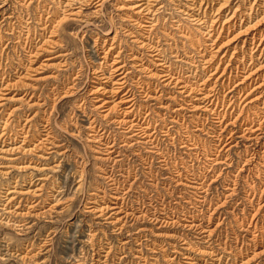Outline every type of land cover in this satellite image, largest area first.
<instances>
[{
    "label": "rangeland",
    "instance_id": "1",
    "mask_svg": "<svg viewBox=\"0 0 264 264\" xmlns=\"http://www.w3.org/2000/svg\"><path fill=\"white\" fill-rule=\"evenodd\" d=\"M18 1L20 0H8V5H6L7 11H13L16 14V18L11 20L12 24H17L19 20L27 18L29 15L32 20L31 25L33 24L32 26L36 28V31H42L40 21L37 20H39L41 13L46 16L43 9H46L49 5L53 12V18H58L67 11L61 5L64 0H28L26 3ZM135 1L137 0H105V3L97 12L88 10V13H83L80 16L70 15V19L61 26L56 25L53 27L51 25L49 29H55L53 33L46 32L41 36L43 37L41 41H38L40 36L35 39V42L38 41V44L43 46L41 48L46 51L31 63L32 66L27 72L19 75V77L13 73L14 65L16 66L22 60L21 57H25V51L17 45L18 43H15L16 38L11 39L8 50L5 49V51L0 46V77L5 73L4 79L7 82L9 81L7 89L3 90V94L0 96V208L5 206L8 215L6 218L4 217L6 214L0 217V239H2L0 264H78L76 259L79 257L86 258L92 264H119L118 261H121V255L126 256L122 258L120 264H141L143 260L136 257L139 254L137 251L139 245L135 242L136 234L134 232L142 225L153 230L152 234L148 236L146 254L148 253L149 260L153 263L156 262V264H187L185 262L186 258L183 257L185 250L181 249L184 245L181 239L186 236L191 238L188 239L192 245L190 249L192 254L198 259H207L208 264H239L241 262H244V264H264V191L261 192V190H264V138L255 146L252 145L258 153L244 166V158L248 155L245 149L251 144L249 140L237 138L239 142L236 145L232 146L231 144L229 149L227 147L223 151V153L229 154L233 158L234 163L231 166L221 163L217 165L218 170L222 169V173H224L216 181H213L214 183L212 182L213 188L208 192V199H212V203L209 208L204 210V213L199 212L198 207L194 205V202L199 198L197 199L198 195L191 191L193 188L189 184L177 185L175 181L178 176L174 173L173 164L175 161H181L179 158L181 148L178 145L180 142L175 139H172V144H168L167 148L172 158V180H166L164 183L160 182L159 192H157L153 185L148 184V186L146 184L151 183V180L143 177L133 184L132 190L128 194L129 205L133 203L136 206L137 203L149 204L151 200H153V204L161 202L160 206L163 204L172 205V223L151 221L142 216H137L139 215L137 211L134 217H123L122 222L111 223L108 222L105 215L98 218L95 210H91V207H89L95 203L89 202L88 199L96 197L90 192L102 193V191L97 190V187L103 188V184L105 185L104 171H107V165H111L112 162L105 161L103 154L96 150L92 141L89 142V139H87L89 137L87 135L89 130L86 128L88 121L80 110L79 103L83 96L93 97V94H90V91L87 90V86H83L89 80L92 72L91 66L99 60L96 48H99L103 43L109 44L115 33L117 34L116 39L122 40L123 43H133L131 41L132 37L127 34L125 28L139 29L137 25L131 24L132 22L128 17L129 14H132V9L127 6ZM150 1L152 4H166V9L157 15L160 19L163 16L172 18V20L173 18L183 17L189 26V28H186L187 34L183 35L173 26L168 27L172 32V36L179 41L178 44L186 42L189 47L193 48V43L204 45L206 42H211V39L217 38L216 42L207 50V53L214 54L212 62L215 66L218 61L222 66L225 65L234 51L235 44L237 47L233 54L241 57L243 51H245V58L248 62V53H250L248 47L250 44L246 42L242 46V40L250 32H256L264 28V17L260 18L263 14V6L260 5L262 0H255V6L252 10H250V5L254 0H213L207 6L205 4L204 8L206 7L208 11L207 18L210 15L212 18V16L218 14V17L216 16L218 26L224 20V15L229 12L232 13L236 6L239 7L236 8V11L244 14V21L238 20V23L234 26L231 25L230 28L226 27L232 18H226L225 26L219 36L216 37L220 28L217 33L215 32L209 38L204 33V26L195 23L188 17V14L183 13L181 8H184V5L180 6L181 3L178 0ZM206 1L203 0V3ZM220 3L222 5L218 12L214 8L219 7ZM167 12H172V16L175 17H171V14ZM169 20L166 19V23H171ZM159 25H161V22ZM243 25L244 27H241ZM6 26L7 24L0 29V34L12 36L8 31L10 29H5ZM46 38L47 40H45ZM0 43L2 44L1 40ZM219 46H221L220 49H217ZM226 49H228V52L223 56ZM259 52L260 50L255 49L252 53L255 64L264 59V54L257 58ZM212 70L214 68L210 70L207 68L204 74H208ZM75 75L77 76L75 77ZM74 83L75 87H69ZM93 84L95 83L90 81L88 86L91 87ZM67 89L74 90V95H64ZM90 98L86 104L88 105L87 110L89 109L88 111L93 114L102 116L98 112L99 109L92 107V104L97 102L94 101L95 99ZM164 98L162 100L165 102H172V108L184 102L180 99V96L168 98V100L166 96ZM156 104L153 105L154 108L161 111L160 113L163 116L165 115L166 123H170L169 116L165 113L166 109L157 107L159 103ZM183 104L187 106L186 103ZM258 106L262 108V111L264 110L263 103H259ZM10 111L11 113L8 114ZM183 112H187V114L196 113V111H188L187 109H184ZM28 115L29 118H26ZM8 117L10 119L5 126L4 121ZM191 117L193 116H187L184 124L177 123L175 130L184 133L187 123L191 130L194 129V132L201 135L199 138L202 143L206 139L208 141L210 138L206 133L195 130V123L190 121L192 120ZM201 121L206 124L207 128L211 125L205 117H201ZM24 123L27 124L25 126L28 129V138L21 142L22 137L17 135L18 138L13 140L11 136H14V131L21 133L20 127ZM43 124L50 127V136L52 135L50 138L54 139L59 145L51 149L41 146L29 150L28 148H32L33 143H36L37 139L43 136L45 132ZM229 127H233V124H230ZM112 128L115 129V126L113 125ZM16 145L19 146L13 148ZM126 149L124 152L127 159L123 163L126 168L123 167L132 171L133 176L135 171L141 168L139 164L141 160L133 155L134 151L131 147H126ZM192 156L190 158L186 156L185 165L189 164L196 172L198 171L197 173L203 172L202 170L206 165L205 156L203 154H200L199 158ZM179 161L178 165H181L182 163ZM153 164L158 165V162L154 161ZM240 167H243V170L240 171L237 184H227L229 183L227 175L234 178L233 174L237 173ZM138 172L140 175L141 170ZM118 176L122 183L125 182V186H128L134 180V177H130V180L127 181L124 177ZM143 184L148 186L145 192ZM226 185L231 188L234 186L236 191L231 193L230 189H225ZM169 187H172V195L168 192L171 190ZM8 188L15 191L7 193ZM12 195H14V198L7 202L6 198ZM189 196L192 202L187 201ZM108 198L111 197L108 196ZM133 198L135 201H133ZM36 201L39 204L29 207L32 202ZM221 202H223V205L215 208ZM16 205L20 206L16 207ZM148 206L150 207V205ZM186 209L194 210L199 215L197 217H202L206 213L203 225L207 229L209 228L210 231L212 229L209 237L212 240L207 242L208 237H205L206 240L198 238L197 231L185 225L188 222L184 218L185 215H183ZM121 215L123 216L124 212L120 213ZM14 219H24L29 223L25 227H19L13 224ZM156 232H161V234L154 235ZM195 235L198 237H195ZM127 240L129 241L126 242ZM154 240L155 244H158L156 247H154ZM170 242H172V246L169 244ZM109 246L111 247L110 256L105 260L104 256L99 255V252L103 255L105 253L103 250H108ZM212 250L213 252H211ZM214 256H221L220 260L214 259ZM97 258H100V262L97 261ZM102 259L105 260L104 263L101 262Z\"/></svg>",
    "mask_w": 264,
    "mask_h": 264
},
{
    "label": "bare ground",
    "instance_id": "2",
    "mask_svg": "<svg viewBox=\"0 0 264 264\" xmlns=\"http://www.w3.org/2000/svg\"><path fill=\"white\" fill-rule=\"evenodd\" d=\"M27 1L28 0H20L18 2L26 3ZM104 1L105 0H64L61 5L62 8L67 11L62 16H58V18H53V12L49 5L46 9H43L45 10L46 16L41 13L39 15V20H37L40 21V29L42 31H36V28H33L32 26L33 24L31 25L32 20L29 15L27 18L25 17L24 19L19 20L17 24H12L11 20L16 18V14L13 11L6 10L8 0H0V17H2L0 21V29L7 24L5 29H10L8 30L10 31L9 34H12V36L0 34V40L2 41L0 46L2 49L8 50L10 42L12 41L11 39L16 38L15 43H18L17 45L21 46L22 50L25 51V57H21L22 60H20L16 66L14 65L13 73L17 74L19 77V75L27 72L32 66L31 63L46 51L41 48L42 45L38 44V41L43 40V37L41 36L46 32H50V34L54 32L55 29H49L51 25L53 27L56 25L61 26L70 19V15H73L74 17L80 16L83 13H88V10L91 12H97V10L105 3ZM178 1L181 3L180 6L184 5V8H181L184 14H188V17H190L192 21L204 26V33L208 38L214 35L215 32L217 33V30L220 28L216 37L219 36V33H221L225 26L224 23L226 18H232V20L228 22L226 28H230L231 25H236L238 20L241 22L244 21V14L236 11V8H239L237 6L232 13L229 12L227 15H224V20L220 22L218 26V20L216 18V16L218 17V14L214 17L212 16V18L210 15L208 16V18L210 17L208 19V11L206 7L204 8L205 4L207 6V4L211 3L213 0H207L204 3L203 0ZM254 3L255 0L251 3L250 10L255 6ZM158 4L159 3L152 4L150 0H137L127 6L132 9V14L128 15L132 22L131 24H135L139 27L137 30L131 27L125 28L127 34L132 37L131 41H133V43H123L122 40L116 39L117 34L115 33L109 44L106 45L103 43L99 48H96L99 60L96 64L91 66V75L89 76V80L85 82V85L83 86H87V90L90 91V94H93V97L90 98V96H83L79 103V108L83 112V115L87 117L88 121V123H86L87 126L85 125L89 130L87 134L89 137L87 139H89V142L92 141L96 150L103 154L104 159H106L105 161L112 162L111 165L106 164L107 171H104L106 186L103 184V188L97 187V190L102 191V193H96L95 191L90 192L91 194L96 195V197L94 196L91 199H88L89 202L95 203L89 207H91V210H95L98 218L105 215V218L111 223H119L123 217H134L136 211L139 212V215L137 216H142L151 221L172 223V205L167 206L166 204H163L160 206L159 204H162L161 202L153 204V200H151L149 204L137 203V206L134 203L129 205L128 202V194L130 190H132L133 184L138 182L141 178L145 177L146 179L151 180V183L146 184L153 185L157 192H159L158 188H160V182L164 183L166 180H172V158L167 149L168 144H172V139L179 140L180 144L178 145L181 148V151L179 152V158L181 161H178L182 164L178 165V161H175L173 164L175 168L174 173L178 176L175 181L177 182V185L189 184L193 188L192 190H189L198 195L197 199L199 198L194 202V205L198 207L197 209L199 212L202 211V213H204V210L209 208L212 203V199H208V192L213 188L212 182L216 181L218 177L222 176L224 173H222V169L218 170L219 168L217 165L221 163L231 166L234 163V161H232L233 158L229 156V154L223 153V151L227 147V149H229V145L231 144L232 146L236 145L239 142L237 141V138L249 140L251 144L245 149V152L247 151L248 155L244 158V166L258 153L256 148L252 145L255 146L257 143L261 142L262 138H264V110L262 111V108L258 106L259 103L264 104V59L255 64L252 56L255 49L260 50L257 58H260L264 54V28H261L256 32H250V34L242 40V46H244L246 42L250 44L248 47V50H250V53H248V62L245 58V51H243L241 57L233 54L237 47L235 44L234 51L225 65L222 66L220 61H218L215 66L212 62L214 54L207 53V50L216 42L217 38L211 39V42H206L204 45L202 43H199L198 45L193 43V48L189 47L186 42L178 44L179 41L172 36V32L168 27L173 26V28L177 29L179 33L183 35L187 34L186 28H189V26L183 17L173 18L172 20V18H165L163 16L160 19L157 15L159 12L166 9V4ZM221 5L222 3H220L219 7L213 8L218 11ZM260 5L263 6V14L260 16V18H262L264 17V0L261 1ZM167 13L171 14V17H175L174 15L172 16V12ZM236 16L238 17L236 18ZM166 19H170L169 21L171 23H166ZM159 21L161 22V25H159ZM3 22L5 23L3 24ZM10 24L12 25L10 26ZM241 27H244V25ZM39 36L40 39L35 42V39ZM45 40H47V38ZM5 41H7V43H5ZM221 46L217 49H220ZM227 52L228 49L223 52V56L226 55ZM233 57L235 59H232ZM253 63L254 65L252 66ZM207 68H209V70L214 68V70L210 71L208 74H204V71H206ZM4 74L0 77V96L3 94V90L7 89V86L9 85V81L7 82V80L4 79ZM76 76L77 75H75V77ZM90 81L95 83L91 87L88 86L90 85ZM74 85L75 83L69 87H75ZM226 89H228V91H226ZM72 94L74 95V90H65L64 95ZM165 96L167 100L168 98L171 99L172 97L176 98L180 96V99H182L184 101L183 103H186L187 106L183 103H179L178 106L172 108V102H165L162 100L165 99ZM89 98L95 99L94 101L97 103L92 104V107L99 109L98 112L101 113L102 116L98 114L95 115L88 111L89 109L87 110L88 105L86 104ZM156 103H159L157 107L166 109L165 113L168 114L170 123H166L165 115L163 116V114L160 113L161 111L154 108V106L157 105ZM239 106H241V108L236 111ZM184 109H187L188 111H196V113L187 114V112H183ZM104 111H106V113H104ZM244 112H246V114H244ZM10 113L11 111L8 114ZM111 113L114 114L110 115ZM228 115L232 116L229 117ZM187 116H193L190 121L195 123V130H200L206 133L210 138L208 141L206 139V141L204 140L202 143L199 138L201 135L194 132V129L191 130L187 123L185 125L184 133L177 129L175 130L177 123L184 124V122H186ZM227 116L229 117L228 121ZM201 117H205V119L209 120L211 125L208 128L206 127V124L201 121ZM26 118H29V115ZM9 119V117L5 119V126ZM103 119L105 120L103 121ZM25 124L26 123L20 127L21 133L14 131V136H11L13 140L18 138L17 135L22 137L21 142H24L28 138V129H26ZM230 124H233V127L230 128ZM113 125L115 126V129L112 128ZM3 130L5 129L3 128ZM43 130L45 131L43 136H40V138L37 139V142L33 143L32 148H28L29 150L37 149L41 146H46L47 149H51L56 145H59L54 139L50 138L52 136H50L51 130L47 124H43ZM235 141L236 143H234ZM166 142L168 143L166 144ZM18 146L19 145H16L13 148ZM126 147H131L132 151H134L133 155L141 160V163H139L141 168L135 171L133 176V173H131L132 171L124 169L125 165H123L127 159V155L124 152L127 150ZM200 154L205 156L206 165L204 166V170H202L203 172L197 173L198 171L196 172L195 169L189 166V164L185 165V158L186 156H189L190 158L192 155L199 158L198 156ZM154 161L158 162V165H154ZM140 170L141 173L139 175L138 171ZM241 170H243V167H240V170L233 174L234 178L230 177L231 175H227L229 177V183L227 184H237ZM126 171L127 173H125ZM118 175L124 177L127 181L130 180V177H134V180L131 181L128 186H125V182L122 183ZM209 179L210 181H208ZM147 185H144V192L148 189L149 185ZM169 188L171 190L168 192L172 195V187ZM225 189H230L232 191L231 193L236 191L234 186L231 188L229 185H226ZM13 191L15 190L8 188L7 193H12ZM262 191L264 190H261V192ZM108 196L111 198H108ZM13 198L14 195L7 197V202ZM133 201H135L134 198ZM187 201L192 202L190 196ZM208 203L209 205H207ZM37 204H39V202H32L29 207H34ZM148 205H150V207ZM221 205H223V202L216 205L215 208H218ZM19 206L20 205H16V207ZM6 210L5 206L0 208V217L6 214ZM122 212H124V215L120 216V213ZM205 214H203L202 217H197L199 215H197L194 210L191 211L188 209L183 213V215H185L184 218L188 221L185 225L197 231L199 234V237L197 235H195V237L201 239L208 237L207 240L205 239L208 242L212 240L209 238L212 229L210 231L209 228L207 229V227L203 225ZM4 217L6 218L8 215L6 214ZM14 220L13 224L18 225L19 227H25V225L29 223L24 221V219ZM152 231V228L142 225L134 232V234H136L135 242L139 245V248L137 249L139 254H137L136 257L143 260V263L141 264H156V262L153 263L150 261L148 253L146 254V247L148 246L147 242L149 240L148 236L152 234ZM205 232L207 233L205 234ZM159 234H161V232H156L154 235ZM188 238L186 236L181 239L184 244L181 249L185 250L183 252V257L186 258L185 262L187 264H208L207 259H198L192 254L190 251L192 245ZM1 241L2 239H0V245ZM128 241L129 240L126 242ZM153 243L154 247L158 245L155 244V240ZM169 244L172 246V242ZM110 248L111 247L109 246L108 250H103L105 251L103 255L99 252V255L101 257L104 256L105 260L108 259L111 252ZM211 252H213V250ZM125 256L126 255L119 256L121 261L118 262L121 263L122 258ZM220 257L221 256H214V259L219 261ZM92 258L94 259L95 257ZM76 260L78 261V264H92L84 257H79ZM102 260L101 262L104 263L105 260ZM97 261L100 262V258H97ZM239 264H244V262Z\"/></svg>",
    "mask_w": 264,
    "mask_h": 264
}]
</instances>
